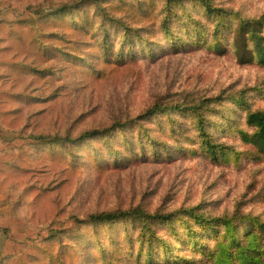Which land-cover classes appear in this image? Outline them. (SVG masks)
<instances>
[{"label":"trees","instance_id":"trees-1","mask_svg":"<svg viewBox=\"0 0 264 264\" xmlns=\"http://www.w3.org/2000/svg\"><path fill=\"white\" fill-rule=\"evenodd\" d=\"M86 1L92 5L88 20L78 13L68 19L64 31L50 35L37 24L0 21V32L5 31L9 41L24 49L30 58L18 63L42 87L36 94L24 89L15 96L48 102L55 94L67 92L68 87L63 85L66 80L83 88L93 82H105L121 71L130 76L131 94H135L140 88L143 62L160 54L193 53L205 40L211 44L212 54L221 53L228 44L237 64L245 68L243 78L248 80L242 83L262 93L263 6L248 20L231 22L235 13L239 15L236 0H166L167 4L189 1L193 9L173 11L174 19L168 8L161 32L157 30L153 39L150 29L142 36L136 27L111 16L100 0ZM54 14L68 16L71 9L62 6ZM190 78L181 80L178 90L165 83L163 90L152 92L134 111L128 106L122 108L120 101L107 123L78 133L71 127L40 134L29 132L19 135L23 141L15 144L10 134L19 131L1 128L2 153L20 164L62 158L60 163L69 172L94 179L104 170L129 169L146 163H155L163 170L187 157V152L207 169L221 172L227 147L216 140L212 122L217 103L234 97L228 87L209 95V74L194 72ZM225 94L227 99L222 100ZM238 105L251 129L250 133L240 132L241 141L264 156V109L252 111L243 100ZM189 131L197 137L190 149L186 141ZM220 178L217 175L214 181ZM211 185H203L195 197L182 193L172 201H151L143 196L104 211L83 215L67 211L63 219L53 218L42 224L36 238H27V244L16 255L0 258V264H10L13 259L24 263L28 257L36 258L40 264H212L218 252L230 264H240L238 252L264 264V181L244 184L239 194L253 205V210L235 206L226 214L212 202L218 198L208 192ZM220 188L218 185L215 192L219 199L223 194Z\"/></svg>","mask_w":264,"mask_h":264},{"label":"rangeland","instance_id":"rangeland-1","mask_svg":"<svg viewBox=\"0 0 264 264\" xmlns=\"http://www.w3.org/2000/svg\"><path fill=\"white\" fill-rule=\"evenodd\" d=\"M100 1L111 16L136 27L140 35H146L150 29L153 39L157 30L161 32L168 8L172 10L173 18V11L180 13L193 9L189 1L180 4H167L166 0ZM62 6H69L71 14L55 15ZM236 6L239 15L235 13L231 22L253 17L261 6L264 7V0H236ZM90 9L92 5L86 0H0V21L37 24L43 33L50 35L64 31L69 25L68 19L78 13H83V20H88ZM0 38V132L1 128L19 131L10 134L15 144L23 141L19 135L29 132L40 134L53 128L65 130L71 127L78 133L90 126H101L107 123L106 119L120 101L122 108L128 106L134 111L152 92L163 90L167 82L173 89H180L181 80L191 79L190 74L194 72L211 76L206 82L209 95L228 87L234 97L217 103L212 122L216 140L227 147L221 172L217 168L207 169L201 165L200 159L187 152V157L163 170H159L155 163H146L129 169L104 170L94 179L69 172L60 163L62 158L17 163L14 157L7 158L2 153L4 142L0 139V258L16 255L27 244V238L37 237L42 224L53 218L63 219L67 211L80 215L104 211L115 204L124 206L138 201L143 196L151 201L159 198L172 201L182 193L195 197L203 185L212 184L208 192L218 198L212 202H216L224 214L235 206L253 210V205L239 194L244 184L253 180L264 181V156L241 141L240 132L250 133L251 129L245 124L244 111L238 104L243 100L252 111L264 109V89L259 94L250 84L242 83L248 80L243 78L245 68L237 64L228 44L222 47L221 53L212 54V46L205 40L193 53L160 54L143 62L142 80L135 94H131L130 76L121 71L105 82H93L83 88L66 80L63 84L68 87L66 93L55 94L51 101L40 104L15 96L24 89L36 94L42 87L31 80L25 66L18 63L30 59L25 50L11 43L5 31L0 32ZM228 39L225 38V43ZM142 58L137 57V60ZM52 84L56 85L57 81ZM226 97L225 94L222 100ZM186 141L187 148H193L196 133L189 131ZM217 175H221L218 182L214 181ZM218 185L223 193L220 199L215 193ZM16 204L17 209L13 212ZM42 233L47 234L45 230ZM34 254L31 251V255ZM236 257L240 264H259L258 259L242 252ZM10 264L40 263L36 258L28 257L24 263L13 259ZM212 264H230V260L218 252Z\"/></svg>","mask_w":264,"mask_h":264}]
</instances>
